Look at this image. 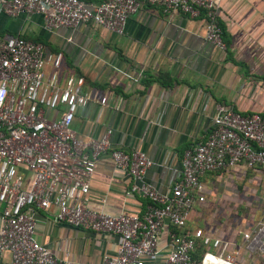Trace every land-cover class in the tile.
I'll list each match as a JSON object with an SVG mask.
<instances>
[{
    "label": "built area",
    "instance_id": "obj_1",
    "mask_svg": "<svg viewBox=\"0 0 264 264\" xmlns=\"http://www.w3.org/2000/svg\"><path fill=\"white\" fill-rule=\"evenodd\" d=\"M142 3L201 15L204 39L224 48L217 0H0V15L37 14L47 31L91 23L121 34ZM61 60L60 51H45L40 42L0 33V256H10L5 264H62L35 239L38 210L71 227L115 235L114 252L104 253L100 264H264V214L253 218L252 209L226 224L201 209L210 194L237 199V189L226 191L225 182L250 183L243 195L261 183L264 113L215 103L204 139L183 150L168 190L161 192L144 179L152 160L136 148L111 147L110 129L97 138H76L70 127L76 108L103 105L106 96L84 89L78 74L60 80ZM101 153L129 178L124 194L146 199L142 212L88 207ZM254 200L260 211V198Z\"/></svg>",
    "mask_w": 264,
    "mask_h": 264
},
{
    "label": "crops",
    "instance_id": "obj_2",
    "mask_svg": "<svg viewBox=\"0 0 264 264\" xmlns=\"http://www.w3.org/2000/svg\"><path fill=\"white\" fill-rule=\"evenodd\" d=\"M217 4L223 49L204 39L201 15L163 12L146 3L128 15L121 34L91 23L47 31L39 15L24 12L0 15V33L60 51V80L78 74L84 89L106 96L103 105L76 108L70 124L76 138H97L110 129L111 147L136 148L152 160L144 179L163 192L183 150L204 139L215 103L239 113H264V0ZM128 183L101 153L89 181L88 207L142 212L146 199L124 194ZM36 216L35 239L62 264H100L101 256L116 248L115 235L56 222L46 210ZM9 257L3 252L0 264Z\"/></svg>",
    "mask_w": 264,
    "mask_h": 264
},
{
    "label": "rangeland",
    "instance_id": "obj_3",
    "mask_svg": "<svg viewBox=\"0 0 264 264\" xmlns=\"http://www.w3.org/2000/svg\"><path fill=\"white\" fill-rule=\"evenodd\" d=\"M218 188L220 187H217V189ZM223 188H226V191L232 194H234V190L237 189V199L234 200L235 202H230L226 197L223 199L224 192L220 195H208L209 199L207 198L206 203L201 205V209L204 210L203 212L205 214H209V217L211 216L214 220H221L226 224H232L237 219L241 220L245 217V214L252 209H254L251 214L253 218H256L260 214H264V190H262V188H264V177L261 178V183L259 185L252 184L253 192L250 193L247 191L246 195H243V193L248 188H251V185L248 182H241L240 179H235L232 184L228 182L223 183ZM231 197L233 198L234 196L231 195ZM255 197L260 198L262 204L260 211L255 208ZM240 199H242L241 203Z\"/></svg>",
    "mask_w": 264,
    "mask_h": 264
},
{
    "label": "clouds",
    "instance_id": "obj_4",
    "mask_svg": "<svg viewBox=\"0 0 264 264\" xmlns=\"http://www.w3.org/2000/svg\"><path fill=\"white\" fill-rule=\"evenodd\" d=\"M0 96H2V93H0Z\"/></svg>",
    "mask_w": 264,
    "mask_h": 264
}]
</instances>
